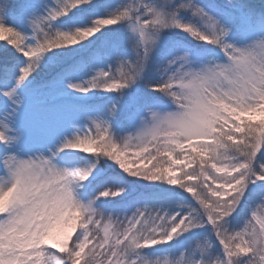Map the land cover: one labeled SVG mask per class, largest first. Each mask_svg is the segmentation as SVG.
<instances>
[{
  "label": "snow or ice",
  "instance_id": "snow-or-ice-1",
  "mask_svg": "<svg viewBox=\"0 0 264 264\" xmlns=\"http://www.w3.org/2000/svg\"><path fill=\"white\" fill-rule=\"evenodd\" d=\"M0 264H264V4L0 0Z\"/></svg>",
  "mask_w": 264,
  "mask_h": 264
},
{
  "label": "trees",
  "instance_id": "trees-1",
  "mask_svg": "<svg viewBox=\"0 0 264 264\" xmlns=\"http://www.w3.org/2000/svg\"><path fill=\"white\" fill-rule=\"evenodd\" d=\"M257 3L264 4V0H257Z\"/></svg>",
  "mask_w": 264,
  "mask_h": 264
},
{
  "label": "rangeland",
  "instance_id": "rangeland-1",
  "mask_svg": "<svg viewBox=\"0 0 264 264\" xmlns=\"http://www.w3.org/2000/svg\"><path fill=\"white\" fill-rule=\"evenodd\" d=\"M256 2H257V0H256Z\"/></svg>",
  "mask_w": 264,
  "mask_h": 264
}]
</instances>
